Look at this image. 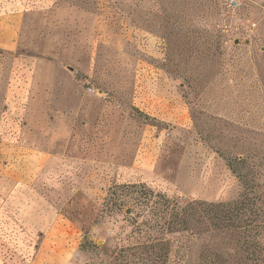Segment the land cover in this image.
Listing matches in <instances>:
<instances>
[{
    "label": "rangeland",
    "instance_id": "1",
    "mask_svg": "<svg viewBox=\"0 0 264 264\" xmlns=\"http://www.w3.org/2000/svg\"><path fill=\"white\" fill-rule=\"evenodd\" d=\"M232 1L0 0L3 264H121L152 204L122 184L222 203L253 174L264 237V0Z\"/></svg>",
    "mask_w": 264,
    "mask_h": 264
},
{
    "label": "trees",
    "instance_id": "2",
    "mask_svg": "<svg viewBox=\"0 0 264 264\" xmlns=\"http://www.w3.org/2000/svg\"><path fill=\"white\" fill-rule=\"evenodd\" d=\"M264 39V29L260 32ZM243 164V160H238ZM231 163L230 171L236 173ZM247 176L237 178L244 191L233 202H199L182 204L165 194L154 193L142 184L119 185L120 188L140 193L137 202L148 205L149 219L140 224L132 220L134 243L116 249L114 260L121 264H264V237L261 234V214L255 206L261 195L252 192ZM250 189L248 190L247 188ZM211 228L225 234V244L239 248L238 256L217 250L192 256L197 230ZM198 233H201L200 231Z\"/></svg>",
    "mask_w": 264,
    "mask_h": 264
},
{
    "label": "crops",
    "instance_id": "3",
    "mask_svg": "<svg viewBox=\"0 0 264 264\" xmlns=\"http://www.w3.org/2000/svg\"><path fill=\"white\" fill-rule=\"evenodd\" d=\"M7 11H10V10H8L7 9ZM10 13V12H9ZM76 13H77V10H75V16H76ZM15 14H11V15H5V18H19V16L17 15V16H14ZM76 17H78V16H76ZM73 19V18H72ZM2 26V27H1ZM0 26V33H2V35H4V37H3V39H4V48H6V49H9V50H12L13 48H14V42L11 40V35H12V29L10 28V27H14V26H16V25H14V26H8V25H3V23H2V25ZM1 76V75H0ZM0 79H1V77H0ZM0 264H3L2 263V261H0ZM8 264V263H7Z\"/></svg>",
    "mask_w": 264,
    "mask_h": 264
},
{
    "label": "built area",
    "instance_id": "4",
    "mask_svg": "<svg viewBox=\"0 0 264 264\" xmlns=\"http://www.w3.org/2000/svg\"><path fill=\"white\" fill-rule=\"evenodd\" d=\"M230 4H232V5H234L235 3L232 1V0H230V2H229ZM90 90V89H89Z\"/></svg>",
    "mask_w": 264,
    "mask_h": 264
}]
</instances>
